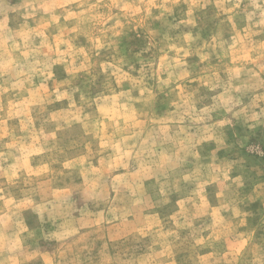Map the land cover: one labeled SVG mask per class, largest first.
Segmentation results:
<instances>
[{
	"label": "rangeland",
	"instance_id": "1",
	"mask_svg": "<svg viewBox=\"0 0 264 264\" xmlns=\"http://www.w3.org/2000/svg\"><path fill=\"white\" fill-rule=\"evenodd\" d=\"M0 264H264V0H0Z\"/></svg>",
	"mask_w": 264,
	"mask_h": 264
}]
</instances>
